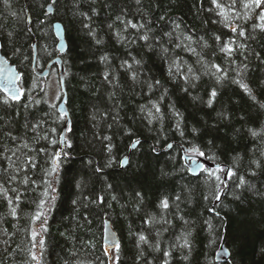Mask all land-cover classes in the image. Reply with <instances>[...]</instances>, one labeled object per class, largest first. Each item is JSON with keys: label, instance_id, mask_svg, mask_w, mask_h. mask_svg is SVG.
<instances>
[{"label": "trees", "instance_id": "1", "mask_svg": "<svg viewBox=\"0 0 264 264\" xmlns=\"http://www.w3.org/2000/svg\"><path fill=\"white\" fill-rule=\"evenodd\" d=\"M80 2V10L89 11L85 0ZM107 2L112 5L111 9L104 6L105 0H97L95 7L99 15L93 17L98 37L104 41L102 45H96L87 35V29L82 27L85 21L74 14V0H56L52 14L47 10V6L53 3L52 0H10V7L0 2V40L5 45L2 50L22 73L20 85L26 95L21 98V103H30L31 97L41 100L39 105L28 109L29 112L42 116L44 112L51 110L55 116H59L61 113L58 105L63 96L57 65L52 66L47 78L40 77L34 68V47L30 46H34L37 41V66L43 70L58 55V41L53 29L55 21L63 23L68 41V50L63 59L66 65L67 105L71 115L70 130L66 136L71 147L65 146L63 151L67 156L60 158L58 179L54 181L55 192L52 193L56 199L50 201V207L45 209L48 231L42 233L45 240L42 264H145V260L152 264H161V253L149 249L147 245H142L145 258L137 260L139 250L136 247V236L129 235L130 229L133 232L143 230L153 244L158 238L156 232H160V247L167 250L171 245L182 242L177 240L186 231L181 216L195 221L191 237L192 251L189 260L185 261L182 257L186 253L179 248L175 249L170 264H264V253L261 252L264 248V198L245 192L242 200L237 201L229 194L222 198V203L215 204L216 201L212 198L213 185L206 182L204 173L191 174L184 161L182 149V146L191 149L192 143L206 148L207 141L212 140L213 151L219 158L218 163L230 164L232 157L240 154L246 166L254 144L247 128H259L264 123V109H260L250 100L231 79L217 84L214 77L203 75L197 88L191 90V95L186 94L181 90L180 80L169 79L168 64L160 58L158 44L154 51L143 47V41L127 47L122 46L110 33L107 24L121 10L126 11L127 18L134 22L141 20L143 16L145 20H151L152 35L169 49L173 48V44L168 42L169 38L163 33L172 30L173 22L180 23L181 29L192 33L194 39L203 36L210 44H213V33L222 35L226 40L228 36L225 33L228 30L212 23L217 17L207 10L210 7L209 0H203L202 9L201 0H142L141 5H137L135 0ZM161 16L165 19L161 20ZM28 28L31 29L30 32L27 31ZM9 32L13 34L11 38L8 37ZM179 34L180 30H177L173 35L174 43H179L176 40ZM249 44L260 55L259 58L255 55L249 56L246 82L254 90L257 99L264 101V87L260 86L264 81V34L257 32L256 39L250 40ZM16 47L23 49V55H13ZM192 47L200 51L197 44ZM129 53L136 59L143 60V67L140 69L141 81L148 78L160 80L163 87L149 91L146 84H134L120 68L124 59L131 63ZM105 54L110 59V70L117 76L118 88L114 89L103 79L106 68L99 57ZM175 54L193 68L200 69V65L196 63L197 57L192 53L176 48ZM202 55L205 60L228 67L227 60L218 52L215 44L212 48L205 49ZM25 56L30 58L24 59ZM211 71L214 72L215 69ZM234 75V72H229L230 77ZM51 76L56 77L60 89L56 101L49 90L48 81ZM37 84L43 91L37 89L31 93V97L27 95ZM213 87L217 88L218 95L213 106L209 108L206 104L207 93ZM165 89L167 92L163 100H160ZM112 91H115V99L109 100L108 94ZM3 95V91H0V97ZM196 95L201 99L193 101L192 96ZM157 101L163 119H154L150 124L145 118L147 113L141 112L140 106L146 105L150 108L151 102ZM52 105H56V108L52 109ZM173 107L183 116V137L176 129ZM217 112L225 113L228 118H218ZM103 113L108 115L102 117ZM93 114L96 115V120L92 119ZM112 117H116V120L113 121ZM65 122L66 116L53 125L57 128V133L64 129ZM109 124L112 125L111 128L108 127ZM193 127L201 130L199 136H193ZM126 130H130L131 136L125 135ZM105 135L112 137L114 147L111 155L106 150L108 142L102 139ZM136 139L140 140L138 147L132 151L128 166L121 168L120 161L129 153ZM171 142L175 143L174 147L164 150ZM60 145H49L48 153L59 151ZM156 147L163 150L156 153ZM109 159L112 160L111 167L105 168L104 165ZM36 160L39 162L38 167L34 171L30 170L29 175L39 184L42 170L50 167V157L40 154L36 156ZM89 160L92 164H89ZM97 165L103 168L102 172H95ZM249 179L264 191V174ZM77 183H80V188L76 187ZM107 185L112 187L109 189ZM42 191V187L35 192L29 191L21 204L18 220L6 215L7 205L0 201V216L4 217L0 229L6 228L12 234L10 239L0 235V261L3 264H24L28 259L30 234L24 229L30 226L28 217L36 211L33 201L41 198ZM135 191H140L144 197L140 213L133 211L135 201L130 200ZM97 195L104 196L112 204V208L106 205L103 208L90 205L86 210L83 207L87 202L84 197L91 196L95 199ZM165 195L170 197V202L177 195L181 197L176 201L179 210L172 207L167 215L171 224L160 222L153 227L145 225L143 220L146 213L155 214L157 220L160 219L161 213L156 204L158 198ZM112 196H116L120 204L128 206L121 210L120 204L111 200ZM205 196L209 198L205 200ZM73 200L77 203L73 204ZM211 209L215 210L210 211ZM107 220L112 223L119 237V260H116V249L109 251L105 243ZM205 220L209 221L211 227L204 224ZM36 224L38 226L39 221ZM61 233L73 236L74 244ZM224 238L230 250L231 262H219L216 259ZM89 242L93 247L88 246ZM106 249L108 256L104 255ZM71 252H75V256L70 255Z\"/></svg>", "mask_w": 264, "mask_h": 264}, {"label": "snow or ice", "instance_id": "2", "mask_svg": "<svg viewBox=\"0 0 264 264\" xmlns=\"http://www.w3.org/2000/svg\"><path fill=\"white\" fill-rule=\"evenodd\" d=\"M6 7H10V0H0ZM53 4L56 0H52ZM89 5V11H81L80 0H74L75 15H78L85 21L82 27L87 29V35L92 38L96 45H102L103 39L98 37L96 28L93 25V17L98 16V10L95 7L97 0H85ZM137 5H141L142 0H135ZM210 7L207 9L208 12L212 13L217 19H213V24H219L223 28L228 30L225 35L228 38L225 40L220 34L213 33L212 40L213 44L216 45L219 53L223 54L227 60L228 67L224 68L219 64L213 63L209 60H205L202 53L205 49L213 47L208 40H205L203 36L198 38L193 37L192 33L186 32L181 29L180 23H175L171 31L164 32L163 35L168 37V42L173 44V48L169 49L165 47L157 38L152 35L153 29L150 26L151 20H145L141 16V20L135 21L133 19L127 18V13L121 10L120 14L115 16V19L111 23L107 24V28L110 33L115 37L116 41L122 46L127 47L130 44H135L137 41H143V47H146L149 51H154L155 45H159V55L160 58L168 64L167 73L169 79L180 80L182 82V91L186 94L191 95V90H195L198 86V82L201 80L203 75H209L214 77L217 84L222 80L231 79V82L239 87V89L249 97L250 100L255 102L260 109H264V101H259L254 93V90L248 82H246V73L248 69L247 61L249 56L255 55L259 58V53L254 52L249 44L250 40L256 39V33L264 34V0H209ZM106 8L111 9L112 5L105 0ZM52 5H49L51 8ZM203 8V0H201V9ZM139 11V9H138ZM161 20L165 17L161 16ZM30 22V21H29ZM251 22V23H250ZM206 23V22H205ZM250 29V30H249ZM180 30V34L176 36V40L179 43H174L172 37ZM28 32L31 31L30 28L27 29ZM12 33H8V37H12ZM193 44H197L200 47L198 52L196 48L192 47ZM5 45L0 43V49L4 48ZM34 47V46H30ZM180 48L182 51H188L197 57L196 63L200 65V69H195L191 65H188L187 61H184L181 57L175 54V49ZM173 53L169 55V53ZM13 55H23V49L21 47H16L13 50ZM131 63L128 59L121 61L120 68L125 72L128 78L135 83L146 84L149 91L153 89H158L163 87L160 80H155L152 78L145 79L141 81V71L143 67V60L136 59L135 56H131ZM30 56H25L24 59H29ZM102 64L105 65L106 70L103 73V79L108 84L112 85L113 88H118L119 83L117 76L114 72L110 70V59L107 54L99 57ZM238 60V62H237ZM215 69V71H211ZM234 72V76H229V72ZM151 80V82H149ZM115 81V83H114ZM261 87H264V81L261 82ZM39 89V85H35L33 89L29 90L27 95L31 97L32 92H36ZM43 91V89H39ZM4 95L0 97V201H3L7 205V216L12 217L14 220H18L19 211L21 209V204L24 203L25 196L31 192H35L37 188H43L41 193V198L38 201H33L36 206V211L28 219L30 220V226L24 231L29 232L31 245L27 249L28 259L24 261V264H30V262H35V264H42L44 256V245L45 240L42 237V233L47 232V215L46 207H50V201L56 199L55 195V183L58 179V173L60 169L61 157H66L67 153L63 150L56 151L51 154L48 153L47 149L49 145L64 144L66 147H71L68 142L67 136L64 134L66 130L62 129L60 133H57L56 125L58 121L62 120L67 113H61L59 116H55V113L51 110L44 112L42 116H38L36 112H29L28 109L39 105L41 100L31 97L30 103H21V98L26 95L25 91L9 87L5 85L3 89ZM167 89L161 95L160 100H163ZM208 99L206 104L211 108L217 98L218 91L217 88L213 87L207 93ZM109 100L115 99V91L108 94ZM193 101L200 100L201 98L196 95L192 96ZM52 109L56 108V105L51 106ZM21 109L24 111L22 112ZM154 110V111H153ZM141 112H146L148 122L151 124L152 121L162 120L163 114L161 112L159 101L151 102V107L146 105L140 106ZM108 114L103 113L102 117H106ZM172 115L176 118V129L179 134L183 137L185 135L184 130L181 128V123L183 121V116L181 113L176 111L173 107ZM217 117L222 119H227L225 113L217 112ZM55 116V119L53 117ZM93 120L97 117L95 114L92 116ZM113 121L116 117H112ZM244 119V117H241ZM21 120L23 122H21ZM109 128L112 127L111 124L108 125ZM216 127V125H213ZM191 132L194 137L199 136L201 130L199 128L193 127ZM247 133L249 137L254 142L253 147L250 149V154L247 160V165L244 164V158L240 154H236L232 157L230 164H224L222 162H217L218 157L213 151V141H207V147L201 148L195 143H192L191 152L197 157L203 158L202 162L211 161L213 163L212 168L203 167L202 173L206 176V182L213 185L212 198L215 201H220L222 203V197L232 195L233 199L239 201L242 200L243 194L245 192L252 193L259 197L264 198V191L257 188L256 184L251 182L249 178H255L260 174H264V123H261L259 128L249 127L247 128ZM125 135L131 136L130 130L125 131ZM58 137L54 139L53 137ZM103 141L108 142L106 145V150L111 155L114 145L112 144V137L105 135L102 137ZM10 142V143H9ZM139 140L133 142V146L139 144ZM191 143V142H190ZM171 147V145H169ZM44 154L46 158L50 157V167L43 169V175L40 178V183L33 179L29 172L34 171L38 167V161L36 156ZM129 158L124 157L120 161V166L124 167L127 165ZM46 162H49L46 159ZM89 164L92 161L89 160ZM112 160L109 159L105 163L104 167H111ZM243 168V171L241 169ZM95 172L99 173L103 171L99 165L95 167ZM191 171V169H189ZM162 175H167L162 173ZM199 175V174H197ZM77 188H80V183L76 184ZM111 185H107V188H111ZM44 197H47L45 199ZM209 197L205 196L204 199L207 200ZM181 197L177 195L174 200L165 195L158 198V203L156 207L161 213L160 219L157 220L155 214L146 213L143 223L153 227L156 223L162 222L165 225H170L171 221L167 219V215L171 212L172 207L179 210V205L176 201H179ZM87 201L83 204V207L87 210L90 205H94L98 208H103L107 206L112 208V204L107 202L104 196L97 195L95 199L91 196L84 197ZM112 201L120 204V201L116 196L111 197ZM130 200H134L133 211L140 213L142 210V205L144 203V197L140 191H135L134 197L130 196ZM73 204L77 202L73 200ZM127 204H120L121 210L125 209ZM211 209L210 211H214ZM218 216L219 213L217 212ZM4 217L0 216V223H2ZM87 221V217H84ZM183 220L186 231H184L181 236L177 237L178 241H182L179 244L171 245L167 250L160 247L159 237L160 232H156L158 237L155 243H150L148 237L144 234V231L133 232L130 229L129 235L136 236V247L139 250L137 260L145 258V252L142 245H147L149 249L161 253V264H170L173 256V251L179 248L186 254L183 255L185 261L189 260V256L192 251L191 237L193 233V228L195 221H190L184 219L183 216L180 217ZM39 221L37 226L36 222ZM90 223V221H87ZM204 224L211 227L209 221L205 220ZM37 227L39 230H37ZM20 231V229H17ZM167 229H165L166 231ZM0 235H4L11 238L12 234H9L7 229H0ZM65 236V239L70 242L75 241V238L70 234L61 233ZM7 243V241H5ZM89 247H93L91 242L88 244ZM117 256L116 260H119L120 245H114ZM19 249V245L17 246ZM17 249H13L16 251ZM23 251V249H20ZM264 253V248L261 249ZM70 255L75 256V252H71ZM105 256L109 255L108 250L104 252ZM0 264H3L0 261ZM67 264V262H66ZM145 264H152L151 261L145 260Z\"/></svg>", "mask_w": 264, "mask_h": 264}, {"label": "water", "instance_id": "3", "mask_svg": "<svg viewBox=\"0 0 264 264\" xmlns=\"http://www.w3.org/2000/svg\"><path fill=\"white\" fill-rule=\"evenodd\" d=\"M52 5L51 8H49V5ZM47 6V10L49 13H54V6L53 3H50ZM31 22V19H29ZM53 29H54V34L57 38V50H58V55L55 56L53 59H51L46 67L43 70H40L37 66V61H38V48H37V41L34 42V68L36 73L42 77V78H47L50 75L51 68L54 65H57L58 67V73H59V81L61 84L63 96L61 98V101L58 105V109L60 113H67L66 115V122L64 125V129H69L71 125V115L70 111L67 105L68 101V93L66 89V65L63 59V55L66 53L68 50V41L66 38V30L61 21H55L53 24ZM1 43V40H0ZM22 78V73L19 71L17 66L13 64L3 53V50L0 49V88L3 89L5 85H8L9 87L17 89V91L22 90V87L20 85V80ZM67 131H65V135L67 134ZM139 140V139H136ZM134 140V141H136ZM140 142V140H139ZM139 144H136L133 146V144L130 147L129 153L126 155L129 160L127 165L121 168H125L128 166L131 153L133 150H135L138 147ZM171 145V147H169ZM175 143L171 142L169 143L164 150H170L174 147ZM65 145L61 144L59 151L64 150ZM183 149V158L188 166L189 169H191V174L197 175L202 173V168L203 167H209L212 168L214 165L211 161L207 162H202L203 158L197 157L195 154L191 152L190 148H187L186 146H182ZM163 149L160 147H156L155 151L156 153H160ZM124 159V158H123ZM223 198V197H222ZM220 201H216L215 204L219 203ZM105 243L107 245V248L109 251H112L115 249L114 245L119 244V237L116 232V230L113 228L112 223L107 220L106 221V228H105ZM216 259L219 262H231V254L230 250L228 249L226 245V238H224L223 242L220 245V248L216 254Z\"/></svg>", "mask_w": 264, "mask_h": 264}, {"label": "rangeland", "instance_id": "4", "mask_svg": "<svg viewBox=\"0 0 264 264\" xmlns=\"http://www.w3.org/2000/svg\"><path fill=\"white\" fill-rule=\"evenodd\" d=\"M49 84V90L51 91L53 100L56 101L59 98V86H58V81L55 76H51V78L48 81Z\"/></svg>", "mask_w": 264, "mask_h": 264}]
</instances>
